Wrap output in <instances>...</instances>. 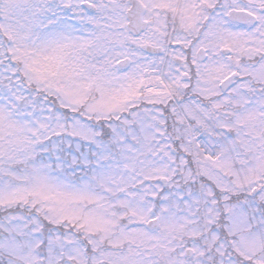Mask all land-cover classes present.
<instances>
[{
    "label": "snow or ice",
    "instance_id": "6c2138e0",
    "mask_svg": "<svg viewBox=\"0 0 264 264\" xmlns=\"http://www.w3.org/2000/svg\"><path fill=\"white\" fill-rule=\"evenodd\" d=\"M0 264H264V0H0Z\"/></svg>",
    "mask_w": 264,
    "mask_h": 264
}]
</instances>
